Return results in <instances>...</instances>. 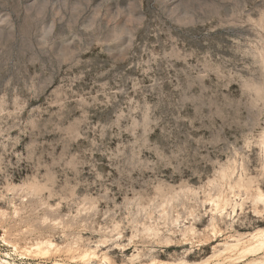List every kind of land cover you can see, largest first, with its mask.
Wrapping results in <instances>:
<instances>
[{
    "label": "rangeland",
    "instance_id": "obj_1",
    "mask_svg": "<svg viewBox=\"0 0 264 264\" xmlns=\"http://www.w3.org/2000/svg\"><path fill=\"white\" fill-rule=\"evenodd\" d=\"M263 147L264 0H0V264L43 238L205 260L264 228L210 203L264 180Z\"/></svg>",
    "mask_w": 264,
    "mask_h": 264
},
{
    "label": "bare ground",
    "instance_id": "obj_2",
    "mask_svg": "<svg viewBox=\"0 0 264 264\" xmlns=\"http://www.w3.org/2000/svg\"><path fill=\"white\" fill-rule=\"evenodd\" d=\"M264 150V147H263ZM241 176L239 181L236 182V187L241 191H245L247 196L242 198L240 194H235L236 198H227L222 195H216L210 198L212 212L219 219L224 220L226 218L235 220L236 217L241 214H245V205L248 202L253 203V212L256 217L264 216V208L261 209L260 205L264 206V190L261 187V183L264 180H256V183H246L245 179ZM255 187V190H253ZM252 191V192H251ZM244 193V192H242ZM237 197L240 200H237ZM231 208V211H230ZM6 215V210L0 208V221ZM215 220L216 217H213ZM178 220V219H177ZM264 223V221H259ZM1 223V222H0ZM147 233L154 235L155 237L160 235L158 228L146 226ZM213 235L221 232L222 228L217 225H213ZM196 230L194 227H189L183 232V241L186 243L189 241L190 234L195 235ZM208 243H212V237H206ZM229 240L221 242L213 247V255L202 261H189L186 257L173 260H157L155 258L146 262L136 263L138 254H133L130 262L125 264H264V228H259L256 231L246 234H230ZM6 241V239H4ZM108 240H103L102 243H106ZM168 247L173 246L174 240L171 237H164ZM11 242V241H10ZM16 249L18 244L14 243ZM73 246V245H72ZM70 244L64 247L50 238H43L36 240L33 244L24 247L23 251L33 258H41L43 263L41 264H93L94 259H98L100 262L107 264H117L110 255L102 253V256L98 255L97 248H85L72 247ZM107 246V245H105ZM62 252L66 253V258H60ZM53 258V259H52ZM52 259V260H51ZM212 259V260H211ZM1 264H12L10 262ZM102 264V263H101Z\"/></svg>",
    "mask_w": 264,
    "mask_h": 264
}]
</instances>
